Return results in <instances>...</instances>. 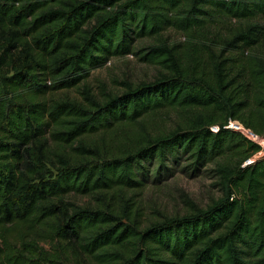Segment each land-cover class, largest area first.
Wrapping results in <instances>:
<instances>
[{
	"label": "trees",
	"instance_id": "obj_1",
	"mask_svg": "<svg viewBox=\"0 0 264 264\" xmlns=\"http://www.w3.org/2000/svg\"><path fill=\"white\" fill-rule=\"evenodd\" d=\"M169 28L206 47L177 52ZM263 42L264 0H0V264H264V156L243 165L260 145L229 126L264 134ZM130 53L166 71L102 98L80 85ZM165 108L188 121L124 130ZM235 154L213 203L143 226L133 197L153 164L160 179Z\"/></svg>",
	"mask_w": 264,
	"mask_h": 264
},
{
	"label": "rangeland",
	"instance_id": "obj_2",
	"mask_svg": "<svg viewBox=\"0 0 264 264\" xmlns=\"http://www.w3.org/2000/svg\"><path fill=\"white\" fill-rule=\"evenodd\" d=\"M237 25H239V22L236 20L232 22L228 21L227 25L219 31V34L225 35L230 26L235 27ZM162 39L165 40L169 46L175 45V50L182 54L190 53L196 47L199 49L206 47L202 42L195 43V39H190L186 33L180 32L174 28L167 29ZM203 40L212 47H215L218 43L217 39ZM157 41L158 39L153 37L141 38L137 41L135 47L137 49ZM262 51L264 53V42L262 44ZM203 58L204 54L202 55V59ZM165 71L166 68L161 63L140 60L138 55L130 53L125 56H113L104 66L93 69L89 78L80 85L88 83L93 93L98 98H102L104 97L102 92L105 90L113 93L121 92L125 88L126 82L136 85L144 81H153ZM79 91L80 90L74 88L71 89L69 93L72 96L78 95L82 98ZM63 92L65 91L60 93L62 94ZM188 118L189 115L181 112V110L165 108L158 112L148 114L140 120L141 122L139 124L129 126L124 130L133 138H138L141 135L167 133L179 125H185ZM231 122L232 125L236 123L241 124L245 129L255 133L254 130L246 128L239 120H231L229 125ZM235 129L241 131L247 137L249 136L248 138L251 137L248 131L238 128ZM109 137L111 136H107L108 141H110ZM259 137L264 138V134L259 135ZM261 156L260 153H257L244 160L243 165ZM239 157V154H235V156L219 157L215 161L209 163L205 169L197 174H191L183 169V166L186 164V160H184L183 157L179 163L170 164V166H172L171 169L174 168L173 172L169 170V173L164 174L160 179L154 178V170L157 165L153 164L151 166V180L145 188L136 191L137 194L133 197L135 208H139L140 210L143 226L167 216L186 214L192 211L194 207L205 208L213 203V201L218 199L223 193L221 186L218 184L219 176L216 175L214 167L218 162L225 163L229 161L236 164ZM67 198L79 204L95 202L94 198L90 195L78 193H70ZM42 244L44 243L42 242ZM45 246L47 248L50 247L48 244H45Z\"/></svg>",
	"mask_w": 264,
	"mask_h": 264
},
{
	"label": "built area",
	"instance_id": "obj_3",
	"mask_svg": "<svg viewBox=\"0 0 264 264\" xmlns=\"http://www.w3.org/2000/svg\"><path fill=\"white\" fill-rule=\"evenodd\" d=\"M229 126H234V127H236L235 126V124L234 125H232V122H231V124L229 125ZM213 128V130H218V126H213L212 127ZM237 128V127H236ZM239 129V128H238ZM242 130H246V131H248L249 132V134L251 135V139L253 140V141H255L256 143H258L259 145H260V149H259V151L257 152V153H260V155H262V156H264V138H260L259 137V135L257 134V133H254L253 131H251V130H248V129H245V128H242ZM249 137V136H248ZM256 153V154H257ZM261 156V157H262ZM249 161H251V160H249Z\"/></svg>",
	"mask_w": 264,
	"mask_h": 264
},
{
	"label": "bare ground",
	"instance_id": "obj_4",
	"mask_svg": "<svg viewBox=\"0 0 264 264\" xmlns=\"http://www.w3.org/2000/svg\"><path fill=\"white\" fill-rule=\"evenodd\" d=\"M237 124V123H236ZM238 125V127L237 128H239V129H242V128H244L241 124H237Z\"/></svg>",
	"mask_w": 264,
	"mask_h": 264
},
{
	"label": "water",
	"instance_id": "obj_5",
	"mask_svg": "<svg viewBox=\"0 0 264 264\" xmlns=\"http://www.w3.org/2000/svg\"><path fill=\"white\" fill-rule=\"evenodd\" d=\"M235 126H236V127H238V125H237V124H235ZM236 127H235V128H236Z\"/></svg>",
	"mask_w": 264,
	"mask_h": 264
}]
</instances>
